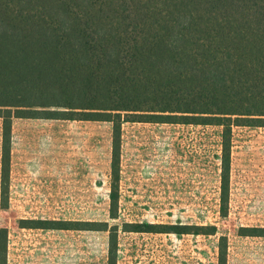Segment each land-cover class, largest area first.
<instances>
[{
  "label": "trees",
  "instance_id": "trees-1",
  "mask_svg": "<svg viewBox=\"0 0 264 264\" xmlns=\"http://www.w3.org/2000/svg\"><path fill=\"white\" fill-rule=\"evenodd\" d=\"M0 118L4 209L14 118L112 122V218L123 123L182 122L223 127L227 216L233 127L264 126V0H0ZM21 226L109 230L108 264H117L116 225L23 219ZM200 228L211 231L193 233L216 229ZM242 231L264 236V227ZM227 241L220 239L219 264L228 263ZM0 264H9L8 227H0Z\"/></svg>",
  "mask_w": 264,
  "mask_h": 264
},
{
  "label": "rangeland",
  "instance_id": "rangeland-1",
  "mask_svg": "<svg viewBox=\"0 0 264 264\" xmlns=\"http://www.w3.org/2000/svg\"><path fill=\"white\" fill-rule=\"evenodd\" d=\"M2 131L0 118L9 264H108L109 230L25 228L23 219L116 225L117 264H219L222 236L227 264H264V236L242 234L264 227V126L233 127L227 216L222 126L125 121L117 218L110 214L112 122L14 118L6 209ZM131 224L144 231H129ZM202 226L215 233H193L211 231Z\"/></svg>",
  "mask_w": 264,
  "mask_h": 264
}]
</instances>
